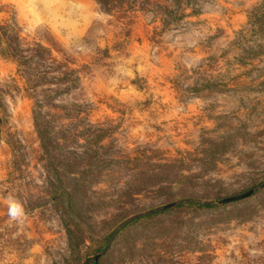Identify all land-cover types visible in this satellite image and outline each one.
I'll use <instances>...</instances> for the list:
<instances>
[{
  "label": "rangeland",
  "instance_id": "1",
  "mask_svg": "<svg viewBox=\"0 0 264 264\" xmlns=\"http://www.w3.org/2000/svg\"><path fill=\"white\" fill-rule=\"evenodd\" d=\"M95 259L264 264V0H0V264Z\"/></svg>",
  "mask_w": 264,
  "mask_h": 264
},
{
  "label": "clouds",
  "instance_id": "2",
  "mask_svg": "<svg viewBox=\"0 0 264 264\" xmlns=\"http://www.w3.org/2000/svg\"><path fill=\"white\" fill-rule=\"evenodd\" d=\"M7 215L10 221H22L25 218L23 204L15 197L9 195L6 199Z\"/></svg>",
  "mask_w": 264,
  "mask_h": 264
},
{
  "label": "trees",
  "instance_id": "3",
  "mask_svg": "<svg viewBox=\"0 0 264 264\" xmlns=\"http://www.w3.org/2000/svg\"><path fill=\"white\" fill-rule=\"evenodd\" d=\"M41 134H42V132H41ZM188 204H191V205H195V206H198V207H209V206H212L213 204H211L210 202H208V201H205V200H203V199H198V198H196V199H188V202H187ZM168 206H166L165 207V209L167 208ZM156 212H160V210H154V211H150V212H146V213H142V214H140V215H138L137 217H134V218H131V220H134V219H137V218H139V217H149V216H152V215H154V213H156ZM130 221V220H129ZM92 264H98L97 263V261H96V259L95 260H93V263Z\"/></svg>",
  "mask_w": 264,
  "mask_h": 264
},
{
  "label": "water",
  "instance_id": "4",
  "mask_svg": "<svg viewBox=\"0 0 264 264\" xmlns=\"http://www.w3.org/2000/svg\"><path fill=\"white\" fill-rule=\"evenodd\" d=\"M255 188H251L250 190L244 192V193H240V194H237V195H232V196H229V197H225L221 200H219V202H225V201H228V200H233V199H237V198H242V197H245V196H248L250 194H252L254 192ZM176 204V201H173V202H170V203H167L165 204V206H173ZM98 256V253L95 255V257Z\"/></svg>",
  "mask_w": 264,
  "mask_h": 264
}]
</instances>
